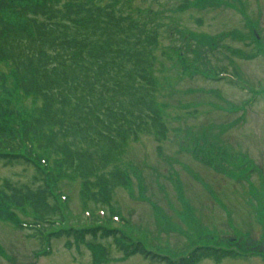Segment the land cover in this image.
<instances>
[{
	"label": "rangeland",
	"instance_id": "1",
	"mask_svg": "<svg viewBox=\"0 0 264 264\" xmlns=\"http://www.w3.org/2000/svg\"><path fill=\"white\" fill-rule=\"evenodd\" d=\"M130 1L164 26L154 75L166 135L127 144L129 183L113 192L109 207L84 203L79 180L59 182L64 222L50 230H81L100 219L175 261L195 246L222 244L246 257L198 264H264V0ZM7 71L0 67V75ZM12 85L8 95L0 88V101L16 113L5 119L19 124L39 103ZM32 175L0 162V180L29 183ZM4 215L0 264H163L125 256L112 238L47 239L48 229L41 243L28 227L29 209ZM91 243L105 249L104 262L94 259Z\"/></svg>",
	"mask_w": 264,
	"mask_h": 264
},
{
	"label": "trees",
	"instance_id": "2",
	"mask_svg": "<svg viewBox=\"0 0 264 264\" xmlns=\"http://www.w3.org/2000/svg\"><path fill=\"white\" fill-rule=\"evenodd\" d=\"M160 21L130 0H0V67L8 70L0 75L1 94L8 95L10 80L13 92L39 103L18 124L5 119L16 114L10 102L0 101V162L33 172L29 183L0 180V216L29 209L28 227L41 243L48 229L47 239L112 238L125 256L157 263L246 257L232 246L202 244L175 261L100 219L81 230H50L64 222L59 182L79 180L84 203L109 207L113 192L129 183L127 144L141 135L165 137L154 75ZM89 246L97 262L106 260L103 247Z\"/></svg>",
	"mask_w": 264,
	"mask_h": 264
}]
</instances>
